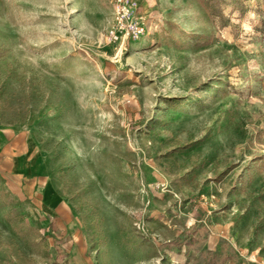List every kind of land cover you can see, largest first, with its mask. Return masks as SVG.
I'll list each match as a JSON object with an SVG mask.
<instances>
[{
    "label": "rangeland",
    "instance_id": "374dc122",
    "mask_svg": "<svg viewBox=\"0 0 264 264\" xmlns=\"http://www.w3.org/2000/svg\"><path fill=\"white\" fill-rule=\"evenodd\" d=\"M0 0V126L31 134L92 264H264V0ZM0 191V264H67Z\"/></svg>",
    "mask_w": 264,
    "mask_h": 264
},
{
    "label": "crops",
    "instance_id": "0c3cea01",
    "mask_svg": "<svg viewBox=\"0 0 264 264\" xmlns=\"http://www.w3.org/2000/svg\"><path fill=\"white\" fill-rule=\"evenodd\" d=\"M0 191L18 202L32 226L46 230L48 218L55 220L67 264H92L86 236L66 197L48 179L28 130L0 126Z\"/></svg>",
    "mask_w": 264,
    "mask_h": 264
},
{
    "label": "built area",
    "instance_id": "2783aa9c",
    "mask_svg": "<svg viewBox=\"0 0 264 264\" xmlns=\"http://www.w3.org/2000/svg\"><path fill=\"white\" fill-rule=\"evenodd\" d=\"M146 27L135 0H112L111 21L105 30L107 43L122 46L141 37Z\"/></svg>",
    "mask_w": 264,
    "mask_h": 264
}]
</instances>
